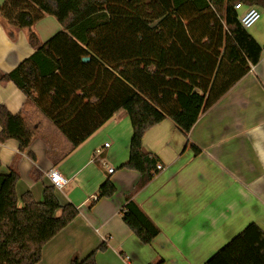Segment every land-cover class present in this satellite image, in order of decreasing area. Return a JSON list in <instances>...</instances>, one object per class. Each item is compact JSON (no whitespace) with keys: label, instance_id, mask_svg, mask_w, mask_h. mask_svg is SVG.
<instances>
[{"label":"trees","instance_id":"16d2710c","mask_svg":"<svg viewBox=\"0 0 264 264\" xmlns=\"http://www.w3.org/2000/svg\"><path fill=\"white\" fill-rule=\"evenodd\" d=\"M240 2L264 9V0H5L1 16L30 29L35 52L0 80L13 81L72 149L126 110L133 136L123 167L152 179L159 157L143 150L146 131L171 118L188 137L199 116L261 60L263 47L239 21L235 5ZM46 15L62 30L42 42L31 28ZM0 126V142L15 138L21 151L41 133L4 105ZM18 180L14 171L0 173V264H37L46 243L79 208L62 204L52 184L44 187L40 201L30 191L23 193L19 206ZM115 192L108 179L95 200ZM121 212L144 244L160 233L134 201ZM106 248L102 243L98 250ZM96 252L70 264H98ZM205 264H264V230L250 223Z\"/></svg>","mask_w":264,"mask_h":264},{"label":"crops","instance_id":"0c3cea01","mask_svg":"<svg viewBox=\"0 0 264 264\" xmlns=\"http://www.w3.org/2000/svg\"><path fill=\"white\" fill-rule=\"evenodd\" d=\"M260 10L261 18L247 29L263 47L260 62L199 116L188 137L171 118L146 131L143 150L157 155L164 167L152 179L123 167L130 159L133 136L126 110L118 111L72 149L13 81L0 80V105L21 114L41 132L26 151L20 150L15 138L0 142V173L19 175V206L28 191L42 200L44 187L51 185L47 173L57 168L68 183L56 189V195L62 204L79 208L76 218L46 243L37 264H70L72 258L84 259L96 249L98 264L160 260L205 264L250 223L264 230V9ZM31 29L46 42L62 26L46 15ZM29 34V28L13 26L0 14V74L9 73L35 52ZM97 150L103 151L107 166L94 158ZM108 179L116 192L95 200ZM129 201L137 203L160 229L150 244H144L123 220L121 210ZM102 243L106 250H98Z\"/></svg>","mask_w":264,"mask_h":264},{"label":"built area","instance_id":"2783aa9c","mask_svg":"<svg viewBox=\"0 0 264 264\" xmlns=\"http://www.w3.org/2000/svg\"><path fill=\"white\" fill-rule=\"evenodd\" d=\"M235 9L239 11V21L242 26L246 29L253 26L261 18V10L256 6H245L242 2L235 5ZM105 146H109V143H105ZM103 151L97 150L94 158L100 161L103 165L107 166L105 159L102 157ZM164 167L161 164L157 165V169L161 170ZM109 172H114V167L108 168ZM48 177L50 183L56 189H62L68 183V179L62 175V173L57 168H52L48 171ZM96 199V196L94 197Z\"/></svg>","mask_w":264,"mask_h":264},{"label":"water","instance_id":"95a60500","mask_svg":"<svg viewBox=\"0 0 264 264\" xmlns=\"http://www.w3.org/2000/svg\"><path fill=\"white\" fill-rule=\"evenodd\" d=\"M87 60H89V57H85V58H84V61H87Z\"/></svg>","mask_w":264,"mask_h":264},{"label":"rangeland","instance_id":"374dc122","mask_svg":"<svg viewBox=\"0 0 264 264\" xmlns=\"http://www.w3.org/2000/svg\"><path fill=\"white\" fill-rule=\"evenodd\" d=\"M257 7V6H256ZM211 17H208V20L210 19ZM32 103V102H31ZM34 105V104H33Z\"/></svg>","mask_w":264,"mask_h":264}]
</instances>
